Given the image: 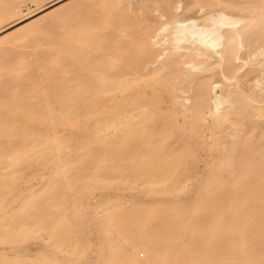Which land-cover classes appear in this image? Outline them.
Segmentation results:
<instances>
[{
	"label": "rangeland",
	"instance_id": "obj_1",
	"mask_svg": "<svg viewBox=\"0 0 264 264\" xmlns=\"http://www.w3.org/2000/svg\"><path fill=\"white\" fill-rule=\"evenodd\" d=\"M220 11L255 31L264 0H0V264H264V116L211 136L199 81L186 109L132 70Z\"/></svg>",
	"mask_w": 264,
	"mask_h": 264
},
{
	"label": "bare ground",
	"instance_id": "obj_2",
	"mask_svg": "<svg viewBox=\"0 0 264 264\" xmlns=\"http://www.w3.org/2000/svg\"><path fill=\"white\" fill-rule=\"evenodd\" d=\"M52 5L57 4L53 3ZM237 9L240 10V8ZM222 11L213 16H210L207 19V23H204L200 20L188 19L183 20L177 24V27L171 34L168 42V44L171 46L170 56L174 59L173 63H156L155 61L151 60V55L149 53L150 51L147 50L145 53L146 55L144 56L145 60L139 65V67H136L132 70L135 73H138L139 71L140 73L148 75L163 72L165 81L167 80V76L172 74H179L181 77L180 82L173 89L174 91L172 92V95H169L171 96L169 97L171 98L169 101H172L176 105L180 104L186 109H189L188 107H186L189 99L185 98L186 93L189 92L187 91V89L194 87V85L198 84L197 82L199 81L197 88L206 94L209 102L207 111L208 116H210L212 122L210 135L214 137L223 135L225 139L228 138V140H230L235 138L238 133H245V131L250 132L251 130H254L256 128V126L249 124L244 130L237 131V129L235 128V125L237 123L246 119H250L255 115L259 116V119H261L260 117L264 116V58L261 59L264 51L262 54H259L260 58H258L259 60L253 66V68L250 67L247 68V70L245 69L244 71L238 72L234 64V59L235 61L236 59H243L242 55L244 51L243 47H245V41L246 50L244 52V56L248 53H254L255 51L257 53V51L261 50V48H263L264 50V16L257 15L259 17V19H257L259 20V22H257L258 29H256L255 31H251L249 29L250 27L244 24L246 21L245 19L243 23V19L240 21V19L238 20L237 18H234L230 14L226 13L228 12V10H226V12ZM241 11L245 12L243 11V9H241ZM257 16L255 15L256 18ZM156 38L157 37L153 38V43L157 46L158 43ZM234 40L238 42L239 45H237L239 47L240 45H242V53H233L232 46ZM185 58H195L199 61L200 64L197 66L186 65L187 71L180 73L178 64H180L179 62L181 59ZM157 59L160 58H156V60ZM240 61L243 62L247 60ZM214 67L217 68L214 69ZM123 71L124 70H122L121 73L122 76L129 75V72ZM196 72H198V75L191 74ZM256 73L259 74L260 77H262L261 80L258 79ZM218 77L220 78V80H218ZM175 81H177V78ZM240 103H245L247 106H249V108L253 110V113L248 111L246 108H239ZM189 105L192 108L193 102H189ZM176 113L178 114V112ZM258 126L263 129L264 123H258ZM127 127H129V124L127 125ZM125 132L128 133L127 130ZM257 135L260 136L259 133ZM161 143L165 144L164 142ZM137 146V143L134 144V147ZM226 146V143H222V147ZM158 151L161 152L160 150ZM157 153L158 152H156V154ZM152 158H155V156ZM162 160H164V158ZM155 161L157 160L155 159ZM155 163L159 164L158 161ZM152 166L154 165L152 164Z\"/></svg>",
	"mask_w": 264,
	"mask_h": 264
}]
</instances>
